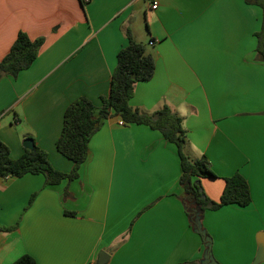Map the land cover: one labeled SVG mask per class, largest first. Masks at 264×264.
Wrapping results in <instances>:
<instances>
[{"label":"crops","instance_id":"1","mask_svg":"<svg viewBox=\"0 0 264 264\" xmlns=\"http://www.w3.org/2000/svg\"><path fill=\"white\" fill-rule=\"evenodd\" d=\"M263 22V8L246 0H0V63L21 31L45 38L30 68L0 75V140L17 159L33 138L70 172L56 146L65 111L80 96L101 107L130 31L156 61L131 104L149 114L169 105L182 117L185 152L206 156L217 174L202 179L212 200L226 177L248 180L250 205L207 210L202 224L220 264H251L264 232ZM121 119L93 133L78 178L0 181V264L24 254L38 264H97L103 250L107 264H202L207 246L186 210L177 146Z\"/></svg>","mask_w":264,"mask_h":264},{"label":"trees","instance_id":"2","mask_svg":"<svg viewBox=\"0 0 264 264\" xmlns=\"http://www.w3.org/2000/svg\"><path fill=\"white\" fill-rule=\"evenodd\" d=\"M246 1L260 5L264 10V0ZM257 36L258 52L264 61V22ZM44 42V37L32 39L26 32L21 31L10 52L0 63V75L17 77L21 71L30 68L38 58ZM155 69L156 61L153 54L148 52L144 44L137 42L129 31L128 44L118 53V64L112 74L110 93L102 97L101 107L97 108L88 97L80 96L65 111L63 129L56 146L62 155L74 163L73 169L70 172L58 170L51 162L48 152L36 143L33 150L26 148L22 156L13 159L9 146L0 140V178H20L31 173L43 174L47 186L60 184L65 179L72 181L80 176V168L88 159L93 133L106 119L117 115L125 121V124L148 125L160 131L165 139L178 148L182 166L180 184L185 192L186 210L194 229L202 235L208 251V243H212V237L202 224L204 212L219 210L231 204L242 207L250 205L252 202L250 185L245 176L237 172L225 178L226 185L219 201L209 198L203 189L202 179L217 177V174L206 156L192 159L185 152L187 133L182 117L169 105H164L149 114L131 104L136 85L152 79ZM11 264L38 263L31 255L24 254ZM178 264H198V262Z\"/></svg>","mask_w":264,"mask_h":264},{"label":"water","instance_id":"3","mask_svg":"<svg viewBox=\"0 0 264 264\" xmlns=\"http://www.w3.org/2000/svg\"><path fill=\"white\" fill-rule=\"evenodd\" d=\"M24 146L27 149L33 150L35 148L34 139L33 138L25 139ZM208 240L211 241L210 238H208ZM258 245H259L258 252L252 264H260L261 262L264 261V232H261L258 235ZM208 247L209 249L208 251L206 250L207 253H206V256L202 264H220L213 256L211 242L208 243ZM110 258H111V255L105 250H103L99 253L97 264H107Z\"/></svg>","mask_w":264,"mask_h":264},{"label":"built area","instance_id":"4","mask_svg":"<svg viewBox=\"0 0 264 264\" xmlns=\"http://www.w3.org/2000/svg\"><path fill=\"white\" fill-rule=\"evenodd\" d=\"M84 2H89V1H91V0H83ZM158 6H159V3L158 2H154L153 3V5H152V7L154 8V9H157L158 8ZM154 41L152 40V41H150V44L151 45H154ZM121 125H124L125 124V121L123 120V119H121L120 120V122H119ZM8 179V178H7Z\"/></svg>","mask_w":264,"mask_h":264},{"label":"rangeland","instance_id":"5","mask_svg":"<svg viewBox=\"0 0 264 264\" xmlns=\"http://www.w3.org/2000/svg\"><path fill=\"white\" fill-rule=\"evenodd\" d=\"M4 110H6L7 111V109H4ZM7 178H0V181H4V180H6ZM252 264V263H251Z\"/></svg>","mask_w":264,"mask_h":264}]
</instances>
